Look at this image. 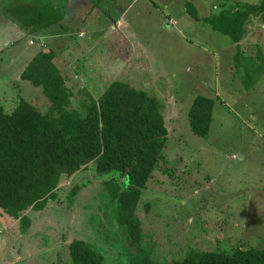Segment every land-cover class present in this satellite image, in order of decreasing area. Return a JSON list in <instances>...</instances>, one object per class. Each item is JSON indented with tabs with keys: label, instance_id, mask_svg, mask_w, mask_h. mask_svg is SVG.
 Instances as JSON below:
<instances>
[{
	"label": "rangeland",
	"instance_id": "374dc122",
	"mask_svg": "<svg viewBox=\"0 0 264 264\" xmlns=\"http://www.w3.org/2000/svg\"><path fill=\"white\" fill-rule=\"evenodd\" d=\"M20 1L0 0V104L9 112L22 97L45 111L49 103L41 87L19 76L38 47L35 35L6 17V8ZM47 1L64 10V0ZM120 1L124 13L93 5L92 13L71 9V20L66 16L48 27L59 35L46 34L42 49L57 55L55 64L73 90L72 106L89 96L97 99L115 79L159 101L166 142L136 206L146 253L168 262L192 248H264V62L257 56V47L264 54L262 20L259 14L249 17L238 47L194 20L185 7L189 1L207 16L235 2L259 0H173L170 6L164 0ZM73 59L75 66L67 68L65 62ZM249 66L255 69L246 74ZM252 73L257 77L249 85ZM198 94L214 102L206 136L192 133L188 124V109ZM93 167L63 175L59 201L26 211L31 224L25 233L18 219L0 209V264H70L72 238L102 252L103 264L132 261L125 232L114 220V203L100 184L112 172L96 174ZM75 182L82 189L66 198Z\"/></svg>",
	"mask_w": 264,
	"mask_h": 264
},
{
	"label": "trees",
	"instance_id": "16d2710c",
	"mask_svg": "<svg viewBox=\"0 0 264 264\" xmlns=\"http://www.w3.org/2000/svg\"><path fill=\"white\" fill-rule=\"evenodd\" d=\"M185 7L194 20L229 36L238 47L251 15H260L264 32V0L235 2L207 16L199 15L189 1ZM6 17L28 33H35L60 23L63 9L47 0H24L9 5ZM262 51L257 47V56L264 62ZM239 54L238 50L233 58ZM55 58L53 50H39L19 75L41 87L49 103L45 111L22 97L9 112L0 104V209L18 219L22 233L31 224L26 211H38L48 201L60 200L57 190L63 175L75 176L94 166L96 174L112 172L100 184L114 203L115 223L125 232V244L132 253L129 264H264V248L239 244L229 250L192 248L168 262L148 255L136 206L166 142L168 131L161 105L145 90L115 79L97 99L89 96L87 101L72 106V87L67 85ZM254 69L249 66L246 74ZM256 77H248L249 85ZM213 105L207 95L194 97L187 113L192 133L208 134ZM81 187L75 182L66 198L75 196ZM67 247L70 264L104 262V254L85 239L72 238Z\"/></svg>",
	"mask_w": 264,
	"mask_h": 264
},
{
	"label": "crops",
	"instance_id": "0c3cea01",
	"mask_svg": "<svg viewBox=\"0 0 264 264\" xmlns=\"http://www.w3.org/2000/svg\"><path fill=\"white\" fill-rule=\"evenodd\" d=\"M165 1V6L167 5V6H170V5H174V1L173 0H164ZM167 1H168V3H167ZM64 10H63V18L64 17H66V19L68 20V19H70L71 20V16L69 15V12H70V10L71 9H74L77 13H80V14H82V13H92L90 10H89V6L90 5H93L94 7H100V6H104V7H111V8H113L112 9V11H118L117 13H124V12H126V6H125V8H124V10L122 11V2L120 1V0H101V1H98V0H64ZM187 2V1H186ZM115 6H121L120 8H118L117 10H116V7ZM127 7H129V4H128V6ZM81 8H85V11H83ZM115 8V9H114ZM63 20V19H62ZM61 20V21H62ZM77 20H78V18H77ZM116 21H118V19L116 20ZM114 22V24L116 25L117 24V22ZM22 30H24V31H26L25 29H23L22 28ZM27 32V31H26ZM27 34H29V35H31V36H33V35H35L36 36V40H37V44H38V47H36V51H35V53L37 52V51H39V50H43L42 48H44L45 46H46V41H45V39H46V34H49V35H51L52 37H57L59 34H58V32L57 31H54V29H48V28H45V29H41L40 31H38V32H35V33H28L27 32ZM39 42H40V44H39ZM41 42H42V44L43 45H41ZM27 44L28 45H33V43L31 44L30 42H29V40H28V42H27ZM31 48V47H30ZM46 48V47H45ZM48 49V48H47ZM43 50V51H48V50ZM25 51H29V46H25V49H24ZM34 53V54H35ZM33 54V55H34ZM32 55V56H33ZM31 56V57H32ZM57 56V55H56ZM30 57V56H29ZM30 57V58H31ZM29 58V59H30ZM56 59V58H55ZM60 59V58H59ZM57 60H58V58L56 59V62H57ZM61 62L62 63H64L65 61L64 60H61ZM76 62H77V59H73L72 61H68V62H65V64L67 65L66 67L67 68H69V66L71 65V64H74V66H75V64H76ZM74 69H76V67L74 68ZM77 74V73H76ZM78 75V74H77ZM66 78H67V75H66Z\"/></svg>",
	"mask_w": 264,
	"mask_h": 264
},
{
	"label": "built area",
	"instance_id": "2783aa9c",
	"mask_svg": "<svg viewBox=\"0 0 264 264\" xmlns=\"http://www.w3.org/2000/svg\"><path fill=\"white\" fill-rule=\"evenodd\" d=\"M168 22H171L172 24H175V20H173V19H168Z\"/></svg>",
	"mask_w": 264,
	"mask_h": 264
}]
</instances>
